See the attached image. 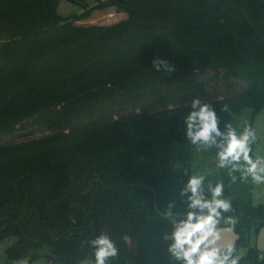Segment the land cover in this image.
Wrapping results in <instances>:
<instances>
[{
	"label": "trees",
	"instance_id": "trees-1",
	"mask_svg": "<svg viewBox=\"0 0 264 264\" xmlns=\"http://www.w3.org/2000/svg\"><path fill=\"white\" fill-rule=\"evenodd\" d=\"M66 1L83 11L0 0V241L17 238L6 264L95 260L101 234L118 250L107 264H182L163 237L189 211L195 152L218 149L193 144L185 119L196 98L221 131L264 110V0ZM105 11L120 20L87 24ZM231 179L217 227L237 234L234 256L247 249L239 264H264L250 242L264 206Z\"/></svg>",
	"mask_w": 264,
	"mask_h": 264
},
{
	"label": "clouds",
	"instance_id": "clouds-1",
	"mask_svg": "<svg viewBox=\"0 0 264 264\" xmlns=\"http://www.w3.org/2000/svg\"><path fill=\"white\" fill-rule=\"evenodd\" d=\"M153 67L157 71L161 68L172 71L168 62L159 58L153 60ZM191 108L193 110L185 119L187 137L191 142L207 147L215 145L219 149L218 167L230 168L232 172L240 171L242 179L250 176L256 183H264V161L253 159L250 155L255 132L245 128L238 134L230 124L225 125L226 131H221L212 106L202 103L199 98L192 100ZM235 179L233 176V181ZM203 181V176H192L181 190V195L191 193L188 196L189 211L184 219L172 220L174 230L164 235L165 240L171 241L168 251L175 261L182 264H239L240 256L233 255L234 243L230 240L222 242V230L217 227L221 211L228 212L231 208L228 200L220 198L223 185H209L212 197L209 200L203 195ZM170 212L171 207L167 210V213ZM228 222L235 223L231 218ZM90 244L95 249V264H107L109 258L118 254L106 234L99 235Z\"/></svg>",
	"mask_w": 264,
	"mask_h": 264
},
{
	"label": "rangeland",
	"instance_id": "rangeland-1",
	"mask_svg": "<svg viewBox=\"0 0 264 264\" xmlns=\"http://www.w3.org/2000/svg\"><path fill=\"white\" fill-rule=\"evenodd\" d=\"M87 4L93 5L95 1L84 0ZM104 1V0H102ZM80 5H73L68 3L66 0H60V5L58 8V13L61 17L66 18L71 15L80 14L82 12ZM120 20V16L114 11H105L95 13L91 19L87 21L88 25H110ZM252 114L251 111H245L241 115L237 116L235 119V130L238 134L242 133L245 128H249L255 132V140L250 145L251 152L250 155L253 159H260L264 161V110L256 116L254 121H251ZM219 149L203 150L195 152L194 159V176H203V186H213L222 183L225 177L235 176V181L232 180L231 188L236 196H245L248 186L251 181V197L252 203L255 207L264 206V183H256L252 180L250 176L246 179H242V173L240 171L232 172L230 168H220L218 167V153ZM248 194V193H247ZM247 196V195H246ZM222 230V242L232 241L234 246L238 239L237 234L231 230L227 231V228H219ZM251 245L257 246L258 250L264 256V227H262L259 232L251 233ZM17 242L15 237H7L0 241V264H6L7 261V251L12 248ZM239 256H246L247 249L243 248L238 252ZM14 264H54L48 262L45 259H39L36 261H31L30 259H20L14 262ZM82 264H95V260L91 258H86Z\"/></svg>",
	"mask_w": 264,
	"mask_h": 264
},
{
	"label": "water",
	"instance_id": "water-1",
	"mask_svg": "<svg viewBox=\"0 0 264 264\" xmlns=\"http://www.w3.org/2000/svg\"><path fill=\"white\" fill-rule=\"evenodd\" d=\"M156 209H157V206H156ZM173 216H174V215H167V216H166V215H163L164 218H171V217H173Z\"/></svg>",
	"mask_w": 264,
	"mask_h": 264
}]
</instances>
